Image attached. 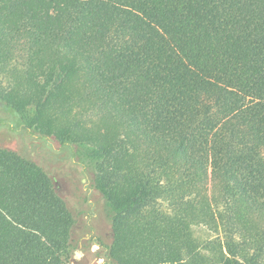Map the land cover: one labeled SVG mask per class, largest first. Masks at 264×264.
Returning <instances> with one entry per match:
<instances>
[{
    "label": "trees",
    "instance_id": "trees-1",
    "mask_svg": "<svg viewBox=\"0 0 264 264\" xmlns=\"http://www.w3.org/2000/svg\"><path fill=\"white\" fill-rule=\"evenodd\" d=\"M4 72L5 112L84 146L114 264H264V0H0ZM72 224L46 171L0 145V264H69Z\"/></svg>",
    "mask_w": 264,
    "mask_h": 264
},
{
    "label": "rangeland",
    "instance_id": "rangeland-1",
    "mask_svg": "<svg viewBox=\"0 0 264 264\" xmlns=\"http://www.w3.org/2000/svg\"><path fill=\"white\" fill-rule=\"evenodd\" d=\"M7 76L6 72L0 75L4 86L7 85ZM0 145L15 149L18 154L43 168L51 177L57 194L65 202L73 219L69 238V264H114L106 258L107 247L112 241L109 220L111 213L93 186L92 169L80 157L84 146L76 143L58 145L51 138H42L24 129L20 120L5 112L1 104ZM157 195L153 210L160 215L169 216L177 212V209L172 210V206L163 200L166 195ZM144 215V212H140L137 221L133 222L134 218L129 220V230L141 226L144 221L148 222L146 218L142 219ZM156 222L161 224V221ZM188 230L192 238L203 243L201 254L209 256L211 252L207 241L215 237L213 233L206 226L194 223L188 226ZM76 254L80 256L76 257Z\"/></svg>",
    "mask_w": 264,
    "mask_h": 264
},
{
    "label": "water",
    "instance_id": "water-1",
    "mask_svg": "<svg viewBox=\"0 0 264 264\" xmlns=\"http://www.w3.org/2000/svg\"><path fill=\"white\" fill-rule=\"evenodd\" d=\"M80 256V254H76V257H79Z\"/></svg>",
    "mask_w": 264,
    "mask_h": 264
}]
</instances>
